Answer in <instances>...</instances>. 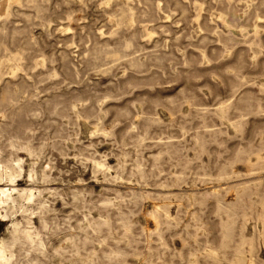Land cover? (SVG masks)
Segmentation results:
<instances>
[{"label": "rangeland", "instance_id": "1", "mask_svg": "<svg viewBox=\"0 0 264 264\" xmlns=\"http://www.w3.org/2000/svg\"><path fill=\"white\" fill-rule=\"evenodd\" d=\"M38 1L0 0V161L37 196L0 241L31 220L45 242L17 241V264H215L225 221L223 264L242 237L264 264V0Z\"/></svg>", "mask_w": 264, "mask_h": 264}, {"label": "bare ground", "instance_id": "2", "mask_svg": "<svg viewBox=\"0 0 264 264\" xmlns=\"http://www.w3.org/2000/svg\"><path fill=\"white\" fill-rule=\"evenodd\" d=\"M22 2V1H21ZM32 2V1H31ZM37 2H39L37 0ZM34 3V2H32ZM47 3V2H46ZM128 4V3H127ZM31 5V4H30ZM1 6V5H0ZM36 7H39V6H36ZM41 7V6H40ZM45 8V7H44ZM203 8V7H202ZM229 8V7H228ZM48 9V8H47ZM7 10V9H6ZM46 11V10H45ZM126 9L123 10V13L125 14L126 13ZM122 12V11H121ZM39 13V12H38ZM146 14V13H145ZM127 15V14H126ZM122 17V16H121ZM124 17V15H123ZM121 19V18H120ZM2 24V23H1ZM211 24V23H210ZM122 25V23H121ZM2 26V25H1ZM6 26V25H5ZM209 28V27H208ZM260 29V28H259ZM4 30V29H3ZM24 30V29H23ZM258 31V30H257ZM17 32V31H16ZM134 34V33H133ZM255 34V33H254ZM134 36H132V39H133ZM228 37V36H227ZM257 37V36H255ZM258 38V37H257ZM233 40V39H231ZM230 42V41H229ZM5 44V43H4ZM225 44V43H224ZM107 45V43H106ZM105 45V46H106ZM259 44H257L258 46ZM129 44L126 43L124 46H123V50L124 48L128 47ZM3 47V46H2ZM104 47V46H103ZM9 48V47H8ZM121 50V49H120ZM105 49H99L98 50V54L104 52ZM8 53V52H7ZM6 53V54H7ZM10 53V52H9ZM22 54V53H21ZM15 58V57H14ZM17 59V58H16ZM20 60V59H19ZM14 63V62H13ZM2 65V63H1ZM15 65V64H14ZM13 65V66H14ZM16 71V70H15ZM2 72V71H1ZM1 74V73H0ZM14 75V74H13ZM0 78H1V75H0ZM9 84V83H8ZM10 85V84H9ZM8 91V90H7ZM1 93V92H0ZM6 93V92H5ZM3 93V94H5ZM2 95V94H1ZM10 96V95H8ZM2 100L3 101H7V98L2 96ZM8 102V101H7ZM5 104V103H4ZM2 105V104H1ZM5 106V105H4ZM1 107V106H0ZM4 108V107H3ZM226 113V112H225ZM1 134V133H0ZM18 139V138H17ZM19 140V139H18ZM17 142H20V141H17ZM22 143V142H20ZM22 145V144H21ZM20 145V146H21ZM31 145V144H30ZM23 146V145H22ZM25 146V145H24ZM31 147V146H30ZM37 148V147H36ZM29 150H32V149H35V148H28ZM241 154V153H240ZM9 159V158H8ZM243 161V160H241ZM102 162V161H101ZM98 164H101V163H98ZM103 165V164H101ZM191 165V164H190ZM253 165V164H252ZM47 166V165H45ZM49 167V166H48ZM101 167V166H100ZM252 167V166H251ZM22 166L20 164V159L16 160V163L13 164L11 163V161L7 162L6 164H3L1 163L0 161V218L1 217H6L8 216V214L10 212H12L14 209H16L17 207L23 209L24 211H27L28 210V207L27 205H25L23 202L26 201L27 203H30V202H35V199H36V192H35V189L32 188V187H25V188H18L17 185L14 183L15 182V179L17 176H20L22 173ZM221 170V169H220ZM231 170V169H230ZM234 172V171H233ZM222 173V171H221ZM231 173V172H230ZM223 175L226 174V172L222 173ZM229 174V173H228ZM32 175V174H31ZM140 175V174H139ZM233 175V174H232ZM50 176V175H49ZM229 176V175H228ZM223 177V176H222ZM221 177V178H222ZM33 178V177H32ZM228 179V177H227ZM48 180V179H47ZM224 180H225V177H224ZM3 181H6L7 183L2 185V182ZM43 182V181H42ZM243 185V183L241 184ZM260 185V184H259ZM232 187V186H231ZM230 187V188H231ZM37 189V188H36ZM41 189V188H40ZM228 189H229V186H228ZM250 187L249 185H243V186H240V187H237L236 191H237V195H238V198L244 200V198L246 197H249V194L252 195V193L250 192ZM42 190V189H41ZM227 190V189H226ZM259 190V189H258ZM264 190V189H263ZM228 191V190H227ZM255 191V190H254ZM229 192V191H228ZM235 192V191H234ZM258 192V191H257ZM260 192V191H259ZM38 193L39 195L41 194V192L38 190ZM138 193V192H137ZM141 193V192H140ZM74 194V193H73ZM205 194H208V193H205ZM259 194V193H258ZM209 195V194H208ZM219 195V194H218ZM218 195H217V198H218ZM221 195V194H220ZM262 195V193H261ZM260 195V196H261ZM207 196V195H206ZM205 196V197H206ZM135 197V196H134ZM138 197V196H137ZM210 197H213L212 195ZM222 197V196H221ZM146 198V197H145ZM223 198V197H222ZM261 198V197H260ZM202 200V199H201ZM220 200V199H219ZM224 200V199H223ZM221 200V201H223ZM131 201V200H130ZM136 201V200H135ZM256 201V200H255ZM243 202V201H242ZM257 202V201H256ZM40 204V207L41 208H46L45 204H43L42 202H38ZM201 204V203H200ZM217 204V203H216ZM33 205V204H32ZM240 205L242 206V204L240 203ZM261 205L263 206V209H264V201H261ZM35 206V205H34ZM217 206V205H216ZM32 208V206H31ZM34 208V207H33ZM221 208V207H220ZM226 209L224 210H231L229 204L227 207H225ZM221 210V209H220ZM238 210V209H237ZM241 210V209H239ZM15 211V210H14ZM223 211V210H222ZM242 211V210H241ZM234 212V210H233ZM233 212H228V213H231L233 215ZM16 213V212H15ZM35 213V212H34ZM128 213V212H127ZM132 213V212H131ZM224 213V211H223ZM227 213V215H228ZM237 213V212H236ZM125 214V213H124ZM150 217L154 218L155 219V222H156V225H157V230H158V226L159 224L161 223V217L164 218L168 216V212L165 208H162V207H156L154 208L150 213H149ZM103 215V214H102ZM120 215V214H119ZM128 215V214H127ZM226 215V214H224ZM226 215V216H227ZM257 215V213H256ZM255 215V216H256ZM11 216V215H10ZM39 216V214H38ZM46 216V215H45ZM121 216V215H120ZM237 216V215H236ZM103 217V216H102ZM107 217V216H105ZM114 217V216H113ZM127 217V216H126ZM229 217H233V216H229ZM235 217V216H234ZM234 217H233V221H234ZM261 218H263V214L260 215ZM34 218V217H32ZM124 219L123 221V224L125 228H129V224L126 220V218L122 217ZM238 218H239V215H238ZM94 219V218H93ZM97 219V218H96ZM95 219V220H96ZM254 219V218H253ZM34 220V219H33ZM120 220V219H119ZM119 220H116V221H119ZM130 220V219H129ZM228 220V219H227ZM236 220V219H235ZM131 221V220H130ZM173 221V220H172ZM34 222V221H33ZM43 222V221H42ZM122 222V220H121ZM224 222V221H223ZM222 222V224H223ZM226 222V227L225 228V232H224V241L218 245H220L219 247H211L209 250H207L205 256H207L208 258L212 259L214 261L215 264H223V262L226 260V251H227V248L229 247V244H230V240L232 238V227L230 224ZM224 222V223H225ZM231 222H232V219H231ZM237 222V220H236ZM168 223V222H167ZM135 224V223H134ZM232 224V223H231ZM237 224V223H236ZM89 225V224H88ZM106 225H109V219L108 218H103V219H99V220H96V221H93L91 223V228H93L94 230H99L101 229L103 226H106ZM235 225V224H234ZM241 225V224H240ZM162 226V225H161ZM12 243L11 245H8L6 242L4 241H0V264H17V261L14 260V253L12 251V246L17 243V241H20L21 239H24L30 243H32L34 245V248L40 252H43L44 251V248H45V242L40 238L39 236V232H37L35 230V228L33 227L32 225V221L31 220H28V223H27V226H20V223L19 222H13L12 223ZM51 227V226H50ZM122 227V226H121ZM133 227V226H132ZM264 227V226H263ZM107 228V227H106ZM197 228V227H196ZM47 229V228H46ZM86 229V228H84ZM89 229V228H88ZM109 230V227L107 228ZM162 229V227H161ZM235 229V228H234ZM111 230V229H110ZM100 231V230H99ZM98 231V232H99ZM106 231V230H105ZM258 231V230H257ZM95 232V231H93ZM160 232V231H159ZM262 232V231H261ZM86 233V231L84 232ZM100 233V232H99ZM111 233V231H110ZM151 233V232H150ZM153 233V232H152ZM151 233V234H152ZM222 233V232H221ZM259 233V232H258ZM78 234V233H77ZM156 234V233H155ZM158 234V232H157ZM161 234V232H160ZM194 234V233H193ZM77 236V235H75ZM85 236V234H84ZM109 236V235H108ZM123 236V234H122ZM127 236V234L125 235ZM149 236V235H148ZM71 237V236H70ZM74 237V236H73ZM92 238V236H89V238ZM151 237V235H150ZM241 237V236H240ZM255 237V236H254ZM259 237V235H258ZM80 238V237H79ZM85 238V237H84ZM153 238V237H151ZM252 238V237H251ZM70 239V238H69ZM100 239V238H99ZM120 239V238H119ZM253 239V238H252ZM250 239V240H247L246 238H243L242 237V240L240 241V243H238L237 247L234 249L235 250V260L233 261H229V264H245V258H246V254H245V249H244V244L246 242L249 243L246 244L248 246H250V250L249 252L251 253V256L253 257L254 256V252H255V247H254V244H253V240L255 239ZM258 239V238H257ZM90 240V239H89ZM97 240V239H96ZM153 240V239H152ZM198 240V239H197ZM239 240V239H238ZM86 241V240H84ZM94 241V240H93ZM220 241V239H219ZM233 242V240H231ZM71 242V241H70ZM69 242V243H70ZM74 242V241H72ZM76 242V241H75ZM89 242V241H88ZM124 242V241H123ZM196 242V241H195ZM263 242H264V239H263ZM9 243V241H8ZM78 243V242H77ZM237 243V242H236ZM72 244V243H70ZM19 245V244H18ZM26 245V244H25ZM24 245V246H25ZM114 245V244H112ZM23 246V247H24ZM57 246V245H56ZM128 246V245H127ZM64 247V246H62ZM19 248V246H18ZM56 248V247H55ZM106 248V247H105ZM109 248V247H108ZM124 248V247H123ZM122 248V249H123ZM20 249V248H19ZM22 249V248H21ZM25 249V248H24ZM233 248H231L232 250ZM59 250V249H57ZM62 250V249H61ZM125 250V249H124ZM127 250V249H126ZM125 250V251H126ZM21 251V250H20ZM55 251V250H54ZM101 251V250H100ZM128 251V250H127ZM257 251V249H256ZM77 252H79L78 248H77ZM97 252V251H96ZM102 252V251H101ZM107 252V251H105ZM134 252V251H133ZM126 252L118 249V248H111L110 251L107 252L106 254V257L108 258V260L111 262V263H115L118 261V260H123L126 256L125 254ZM129 253V252H128ZM43 254V253H42ZM89 254V253H88ZM100 253H98L97 255H99ZM192 254V253H191ZM190 254V255H191ZM77 255V254H76ZM181 255V254H180ZM80 256V255H79ZM204 256V255H203ZM204 256V257H205ZM257 256H258V253H257ZM98 257V256H97ZM101 257V256H100ZM104 257V255H103ZM206 257V258H207ZM190 258V257H189ZM193 258V257H191ZM207 258V259H208ZM256 258V257H255ZM259 258V257H257ZM70 259V258H69ZM80 259V258H79ZM97 259V258H96ZM203 259V257H202ZM234 259V258H233ZM247 259V258H246ZM231 260V259H230ZM86 261V260H85ZM107 261V260H106ZM105 261V262H106ZM204 261V260H203ZM208 261V260H207ZM256 261H258V259L254 260H251L248 264H257ZM100 262V260L98 261ZM211 262V261H210ZM104 263V262H103ZM149 263V262H147ZM80 264H83V263H80ZM122 264H127L125 263V261H123ZM195 264H199V262L197 260H195ZM227 264V263H226ZM261 264V263H259Z\"/></svg>", "mask_w": 264, "mask_h": 264}]
</instances>
